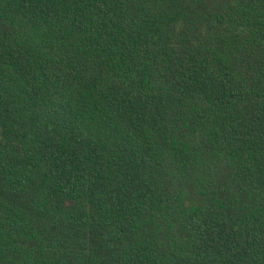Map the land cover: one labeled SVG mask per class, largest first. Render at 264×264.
I'll use <instances>...</instances> for the list:
<instances>
[{"label": "trees", "instance_id": "obj_1", "mask_svg": "<svg viewBox=\"0 0 264 264\" xmlns=\"http://www.w3.org/2000/svg\"><path fill=\"white\" fill-rule=\"evenodd\" d=\"M0 264H264V0H0Z\"/></svg>", "mask_w": 264, "mask_h": 264}]
</instances>
